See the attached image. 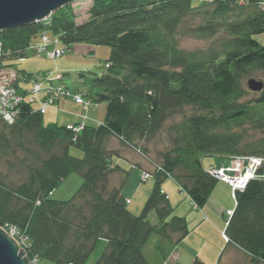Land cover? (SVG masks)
<instances>
[{
    "label": "trees",
    "instance_id": "obj_1",
    "mask_svg": "<svg viewBox=\"0 0 264 264\" xmlns=\"http://www.w3.org/2000/svg\"><path fill=\"white\" fill-rule=\"evenodd\" d=\"M76 19L68 4L48 19L0 32V73L15 72L17 90L20 78L37 75L22 74L8 61L27 57L40 33L51 30L68 48L91 43L111 50L105 71L93 74L86 94L62 83L70 92L63 97L77 102L75 95H81L92 102L87 108L80 103L83 121L70 125H83L79 131L44 122V113L58 99L42 113L45 91L38 107L23 102L12 123L0 116V163L13 166L10 156L25 153L21 170L26 174L18 184L0 175V225L15 226L27 239L29 260L85 264L105 240L106 249L94 264H151L144 247L153 233L165 258L189 234L186 218L173 212L162 190L167 178L200 209L218 182L205 169L203 156H217L220 165L234 157L264 159V88L253 92L247 83L250 78L264 82V0H97L85 22ZM184 37L209 45L184 50ZM43 53L51 58L48 50ZM53 79L47 86L57 83ZM100 103H106L104 120L85 124L87 110ZM185 108L192 113L171 127V145L152 158L143 142ZM31 139L39 150H30ZM113 139L120 142L118 148ZM72 146L84 156H72ZM125 147L136 149L146 162L142 180H155L139 215L128 209L123 195L131 170L119 162ZM74 172L83 181L73 197L52 198ZM115 173L119 179L113 185ZM143 173L149 176L144 179ZM234 198L223 236L253 261L264 262V166ZM151 213L158 223L148 219ZM194 264L204 263L196 258Z\"/></svg>",
    "mask_w": 264,
    "mask_h": 264
},
{
    "label": "rangeland",
    "instance_id": "obj_2",
    "mask_svg": "<svg viewBox=\"0 0 264 264\" xmlns=\"http://www.w3.org/2000/svg\"><path fill=\"white\" fill-rule=\"evenodd\" d=\"M91 5V1H80L71 4L77 17V23L85 22L89 18ZM46 33L53 42L55 36H53L51 30ZM42 35L41 33L38 34L32 40L33 43L37 39H42ZM208 45V40L192 37L180 39V47L184 50L202 49ZM58 48H66V51L57 58L50 59L45 53L37 54L29 50L27 57L9 60L8 62H11L14 69L20 70L22 74L31 72L37 75L39 79H44L48 75L50 76L49 79L54 78L53 80H55L58 74H64V78L61 81H57L58 84L64 83L72 92L79 90L86 94L93 74H101L105 71V63L111 53L110 47L108 45L96 46L91 43H77L68 48L60 42ZM82 73L85 75L81 76ZM32 86L18 85V89L26 93ZM43 86L45 87L47 84H43ZM45 95V93H41L39 97L42 99ZM35 106L38 107L39 103L36 102ZM96 106L87 110L85 124L97 126L104 120L106 103H100ZM84 112L85 107L83 104L77 103L71 98L61 97L57 99L55 105L47 109L43 120L46 124L68 127L83 121L81 114ZM191 113L192 111L189 108H185L179 114L166 120L160 131L151 137L150 141L143 142L150 150L149 155L152 158L157 153L165 151L171 145V139L174 136L170 130L171 127L180 122L183 119V115L188 116ZM112 143L115 148L120 146V142L116 139H113ZM30 144H32L30 150H39L32 139ZM135 150L131 147H125L123 149L124 155L121 157L124 161L119 160V162L123 163V168L131 169L123 188V195L127 199L128 209L132 213L139 215L151 194L155 180L153 176L146 181L142 180L143 168H147V165ZM70 154L79 158L84 156V152L75 146L70 148ZM24 156L25 153H18V156H10L13 166L8 164L6 160L2 161L0 163V175L9 176V179L16 184L21 183L26 178V174L21 170V161ZM202 162L207 170L221 164L220 159L215 155L203 156ZM116 174L110 177V184H117L119 178ZM82 181L83 179L79 173H72L53 191L52 198L57 200L72 198L80 188ZM162 190L168 195L173 212L186 218L189 234L177 244L169 257L165 258L156 247L159 236L153 233L144 247L145 257L151 264H194L196 258L204 264H264V262L253 261L247 252L228 242L223 236L229 219L228 213L232 212L236 205L232 187L228 183L218 180L207 204L200 209L195 207L186 191L181 190L179 184L173 178L169 177L163 182ZM148 219L153 224L158 223V217L155 213H151ZM106 243L105 240L99 241L93 255L90 256L85 264H94L106 249ZM37 264L57 263L42 259Z\"/></svg>",
    "mask_w": 264,
    "mask_h": 264
},
{
    "label": "built area",
    "instance_id": "obj_3",
    "mask_svg": "<svg viewBox=\"0 0 264 264\" xmlns=\"http://www.w3.org/2000/svg\"><path fill=\"white\" fill-rule=\"evenodd\" d=\"M43 42L40 45L31 44L30 50L40 54L48 50V55L51 58H56L64 53V50L58 48L60 40L58 37L53 39L48 38L44 32L42 35ZM3 44L0 41V59L2 57ZM55 49L51 48L54 47ZM50 48V50H49ZM17 74L15 72L3 71L0 73V116L8 123H12L20 112V106L23 102L35 103L38 100V96L41 92L48 93V97L41 101L40 109L44 113L46 109L55 102L59 97L69 96L70 92L64 84H51L47 87L43 86L42 82L36 81L33 86L23 93L15 87L13 82L16 80ZM62 78V75L58 74L56 78L58 81ZM49 80V78H48ZM75 100L78 103H84L85 107L92 105L91 101H83L81 95H75ZM70 129L79 131L83 128L80 126H69ZM264 166V159L261 157H246V158H232L228 163L218 166H213L209 169V172L217 180L224 181L232 187L233 195L235 196L236 190H242L246 187L247 183L258 175L260 169ZM149 176L147 173H143V178L146 179ZM230 211L228 215H231ZM9 234L14 236L19 245L27 251L29 247L27 239L20 235L17 228L13 225H0ZM228 239V237H225ZM32 264H37L36 258L30 259Z\"/></svg>",
    "mask_w": 264,
    "mask_h": 264
},
{
    "label": "water",
    "instance_id": "obj_4",
    "mask_svg": "<svg viewBox=\"0 0 264 264\" xmlns=\"http://www.w3.org/2000/svg\"><path fill=\"white\" fill-rule=\"evenodd\" d=\"M80 1L97 0H0V32L48 19L64 6ZM247 83L253 92L264 88V82L256 78ZM0 264H32L27 251L1 226Z\"/></svg>",
    "mask_w": 264,
    "mask_h": 264
},
{
    "label": "crops",
    "instance_id": "obj_5",
    "mask_svg": "<svg viewBox=\"0 0 264 264\" xmlns=\"http://www.w3.org/2000/svg\"><path fill=\"white\" fill-rule=\"evenodd\" d=\"M42 43V39H37V41H35L33 44H36V45H40ZM52 48V47H51ZM31 51V50H30ZM34 52V51H33ZM51 59V58H50ZM39 70V69H38ZM27 73H29V72H27ZM31 73V72H30ZM48 78H50V76H45V78L44 79H39L38 77L36 78V79H31V80H29L30 82H32V83H30L29 81H24V80H22L21 78H20V80L18 81V85H33L36 81H39V82H42L43 84H48L49 83V80H48ZM21 81H23V82H25V83H23V82H21Z\"/></svg>",
    "mask_w": 264,
    "mask_h": 264
}]
</instances>
